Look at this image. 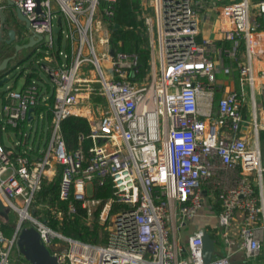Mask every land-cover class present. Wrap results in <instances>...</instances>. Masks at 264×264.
Listing matches in <instances>:
<instances>
[{"label": "built area", "instance_id": "built-area-1", "mask_svg": "<svg viewBox=\"0 0 264 264\" xmlns=\"http://www.w3.org/2000/svg\"><path fill=\"white\" fill-rule=\"evenodd\" d=\"M11 1L30 21L23 35L37 41L16 51L19 41L13 27L12 51L6 56L15 59L22 50H29L27 56L40 53L48 61L40 66L53 82L54 101L49 140L30 155L33 145L27 140L28 130L20 125L34 118L32 110L28 119V109L38 103L43 88L34 80L20 88L9 87L6 102L0 103V127H18L17 133L13 130V145L6 146L0 137V200L19 217L10 237L3 234L0 221V264H33L17 245L25 223L39 232L58 264H229L227 256L211 255L204 261L203 236L209 235L204 226H197L183 240L178 234L205 204L213 211L212 227L219 234L210 235L214 246L219 239L225 244L237 242L247 258H264L260 145L264 105L255 98L258 74L253 65L264 52V25L250 16V0H142L153 15L144 18L151 71L141 76L138 52L109 44L107 26L116 0ZM5 5L0 3V31L7 38L12 26L5 28ZM56 5L68 22L69 53L60 49L57 54L53 40ZM99 5L101 17L96 16ZM208 5L213 7L215 30L229 41L221 51L236 63L241 84L217 97V66L211 55L215 43L209 36L198 38L201 9ZM255 10L256 16L262 15L264 0H258ZM103 27L98 41L104 49L98 54L93 29ZM85 61L93 65V76L77 75ZM231 66L223 65V72L230 73ZM259 93L264 103V82ZM97 96H105L107 105L101 106ZM246 103L247 116L242 108ZM70 114L85 117L90 124L87 151L81 144L66 148L60 122ZM58 163V197L67 201L66 213L72 215L79 201L87 219H92L101 204L98 222L106 227L105 243L65 235L43 218V212L35 214L45 206L34 205L35 195ZM106 179L113 186L107 199L87 191L88 184L93 190L95 183L101 185ZM50 209L60 223L63 210ZM15 244L17 257L11 256Z\"/></svg>", "mask_w": 264, "mask_h": 264}, {"label": "trees", "instance_id": "trees-1", "mask_svg": "<svg viewBox=\"0 0 264 264\" xmlns=\"http://www.w3.org/2000/svg\"><path fill=\"white\" fill-rule=\"evenodd\" d=\"M140 10V0H116L114 2V13L111 17L109 44L114 49L125 51H137L139 54V75H144L150 70L149 64V44L147 39L140 29L143 20L137 18V13ZM145 23V22H144ZM63 34L61 31L57 33V54L58 50L62 49L61 40ZM65 50L69 52V41L65 45ZM40 54V53H39ZM60 57V56H59ZM40 78L36 69H32L25 76L24 85L31 83L33 80L39 87L43 88L38 103L33 107L34 118L31 120H23L20 127L28 130L27 140L33 145L29 150L28 155L38 152L39 144L47 143L51 133V118H52V104L54 101V88L48 82ZM7 90V89H6ZM0 91V103L6 102L5 92ZM28 121L32 124L28 126ZM1 123V122H0ZM6 128L15 130L17 133L18 127H12L6 124ZM60 131L64 138L66 148L74 149L80 144L85 151L91 145L89 137L90 124L85 117L70 114L64 117L60 122ZM82 135V138H80ZM260 145L262 158L264 159V130L260 131ZM17 150L22 151L20 146ZM61 176V164L56 165L55 174L51 177L44 178L40 190L35 195L34 205H45L42 210L44 218L48 219V223L55 229L59 230L65 235L82 241L98 243L105 240V234H101L100 230L103 227L98 222V213L101 204L96 207L92 219H87L85 209L81 206L79 201H75L76 211L70 215L66 213L67 201L60 200L58 197V185ZM113 186L110 179H106L101 185L97 183L93 187V197L107 199L112 195ZM51 207H58L63 210L62 220L59 223L55 214L51 212ZM37 211V210H36Z\"/></svg>", "mask_w": 264, "mask_h": 264}, {"label": "rangeland", "instance_id": "rangeland-1", "mask_svg": "<svg viewBox=\"0 0 264 264\" xmlns=\"http://www.w3.org/2000/svg\"><path fill=\"white\" fill-rule=\"evenodd\" d=\"M226 1H231V0H226ZM141 2H142V0H140V10L137 13V18L144 21V18L146 15H153V14H152L151 7L149 5H147L146 3H143V2L142 3L144 5H142ZM0 3L6 4L5 8H4V14L6 17L5 18V28H8L9 26L14 27L16 29V34L18 35L17 40L19 41V43L22 44V43L26 42L27 37L24 36L22 33V29H24L25 25L23 24L22 20L17 18L16 7L14 5L8 4L7 0H0ZM53 3H54V0H53ZM57 9L58 10L55 11V13H54L55 15L53 17V21L56 22L57 15H61V17H62V21H61L62 34H63V39L65 41L66 35L69 31L68 22L66 19L65 12L63 10H61L59 6H57ZM101 12H102V5H99L98 9H97L96 16L101 17ZM250 16H251V12H250ZM199 26H200V28H202L201 29V36L204 35L206 31H209L207 26H206V29L203 28V24L201 21L199 23ZM107 28H108L109 36H110L109 25L107 26ZM103 29H104V27L101 29H96V30L93 29V39L92 40H93V43L95 45V50L97 51L98 54H100V52L104 49V46L102 44H100L98 41V38L101 35ZM140 29L144 33V35L147 39V43L149 44L150 34H149L147 26L144 22H143V24H141ZM21 36H22V38H20ZM53 40H54V43L57 44V34L56 33H53ZM64 41H63V43H64ZM11 46H12V44H8V43H5L3 41H0V60H1V58H4L6 55L11 53V51H12ZM155 47H156V49L158 48V42L157 41H156ZM28 53H29V50H22V51L18 52L15 59L13 58L10 60L7 68L10 66L12 67V64H14L16 62H17V64L12 68V70H10L7 73V76L9 77V79L7 81H5L4 83L0 84V91L6 90L12 86L16 87V88H20L25 81L26 73H28L32 69H36V71L38 72V74L40 76V78L39 77L36 78L37 81L44 80V81L48 82L50 85H53V82H52L50 76H48L47 73L40 66L41 63H48V61L44 60L43 57L41 56V54H39L37 52H36V54L34 52L33 54L27 56ZM101 64H102L103 68L105 70H107V67H105L106 63L104 60L101 61ZM156 64H157L156 72L158 73V69H159L158 58H156ZM92 67H93V65L91 63H89L88 61H85L82 64V66L79 68L77 75L93 76L94 70ZM91 68H92V70H91ZM149 71H151V70H149ZM96 72H97V70H96ZM248 91L250 92V90H248ZM248 95H250V93ZM248 95H247V97H249ZM95 99H96V101H98L101 104V106L107 105V99L105 96H97V97H95ZM31 124H32L31 121H28L27 127H30ZM0 125H1V123H0ZM0 137H1L2 141L4 142V144L8 145V146L13 145L14 141L16 140V136L14 134V131L12 129H9L6 127L5 128L0 127ZM157 145L159 146L160 143L157 142ZM39 147L43 148V142H41L39 144ZM262 160L264 163L263 158H262ZM54 174H55V172L53 173V175ZM91 188H92L91 184H88L87 185V191L89 193H91L93 191ZM41 212H43L42 208L38 207L37 211H35V214L38 215ZM212 213H213V211L211 210V208L207 204H205L200 209V213H199L200 215H198L197 217H195L192 220H189L184 227H182L178 230V234L181 236L182 240L186 239L187 235L189 233H191L197 226H204L207 229V232L209 233V235H211L213 237H215V236L219 237V234L217 233V227H212V225L214 224V220H215V218L211 215ZM18 219H19V217H18L16 211L13 209L6 210L5 214L0 215L1 228H2L3 234L6 237H10L12 235V233L14 231V227H15ZM25 224H27V223H25ZM25 224L23 226H25ZM100 232H101V234L106 235V227L103 226L101 228ZM216 233L218 235H216ZM59 241L65 243V241L63 239H59ZM217 242H219V244L223 243L221 241V239H219L218 241L216 240V243ZM101 243H105V240H103ZM48 247L50 248V246H48ZM17 254H18V251H17V247L15 244L11 250V256L17 257Z\"/></svg>", "mask_w": 264, "mask_h": 264}, {"label": "crops", "instance_id": "crops-1", "mask_svg": "<svg viewBox=\"0 0 264 264\" xmlns=\"http://www.w3.org/2000/svg\"><path fill=\"white\" fill-rule=\"evenodd\" d=\"M217 2H226V0H218ZM257 2H258V0H250L251 17H257L258 19H260V21L262 23V15L256 16L255 4ZM200 21L202 22L204 29H206V26L209 29V31H206L205 34L202 36H209L210 38L213 39V41L215 43V50L213 52H211V55L214 58V60L216 62V66H217L216 67V80H215V95H216V97L222 95L226 90H229L232 88L239 89L241 87V84H240L239 79H238V70L236 68V63H233L230 60V58L225 53H223L221 51L225 46L229 45V41L222 38V36L215 30V28L213 26V22H214L213 7L208 5V6H205L201 9ZM262 25H263V23H262ZM201 29L202 28H200V34L198 35V38H201ZM63 41H64V39L62 38V40H61L62 50L65 48V45L67 44V42L69 40L66 37L64 43H63ZM64 51L66 53H69L65 49H64ZM238 56L240 57V59L241 58L243 59V57H241V56H243V52L241 50L238 51ZM59 59L61 60V58H59ZM9 62H10V60L8 61V63ZM16 64L17 63H14V64H12V66H14ZM230 64L232 65L231 66L232 67L231 72L227 73V74L224 73L222 70V66L223 65H230ZM253 65H254L256 73L258 74V76H257L258 82H257V85L255 86V98H256L259 106H261V105H264V103L262 102L261 94L259 93V87L264 82V52L261 54V56L259 58H256L255 60H253ZM7 73H8V71L5 72L3 75H7ZM23 85H24V83L22 84V86ZM12 88H15V87L12 86ZM244 88L246 90V95H248L250 93L248 91V90H250L249 86L247 84H245ZM247 98H249V97H247ZM242 108H243V113L246 114V116H247L248 112H249V104L246 103ZM6 146H8V145H6ZM212 255L213 256H227L229 259V264H264V258L261 255L247 258L245 256L244 251L239 247L237 242H234L232 244H225V243L219 244V242L216 243V245L214 246V250H213Z\"/></svg>", "mask_w": 264, "mask_h": 264}, {"label": "water", "instance_id": "water-1", "mask_svg": "<svg viewBox=\"0 0 264 264\" xmlns=\"http://www.w3.org/2000/svg\"><path fill=\"white\" fill-rule=\"evenodd\" d=\"M7 3L13 5L11 0H7ZM37 11H40V6L37 5ZM16 15L17 18L24 21L25 27L29 26V19L26 18L20 11L19 8L16 7ZM3 19L5 18L4 14H2ZM61 16H57L56 24L53 27L54 33H58L61 30ZM262 23L264 25V12L262 13ZM38 39L41 38L40 35L37 36ZM15 38V29L10 27L7 31V38L2 36V31H0V41L5 43H11ZM37 40L33 36H29L27 41L20 44H15V49L20 50L23 48H28L32 46ZM113 49H111V52ZM11 56H6L0 61V84L4 81H7L9 77L7 75H3L5 72H9L12 70V67H8V61L11 59ZM3 75V76H2ZM33 108L30 107L28 109V119L32 116ZM7 208L4 206L0 200V215L5 214ZM33 212V210H32ZM18 248L20 252L24 255V257L32 262L33 264H58L56 257L50 253L48 248L43 244L40 240L39 232L33 226H23L20 230L18 241ZM214 249V241L213 238L207 233L203 236V259L204 261H208L211 258L212 251Z\"/></svg>", "mask_w": 264, "mask_h": 264}]
</instances>
